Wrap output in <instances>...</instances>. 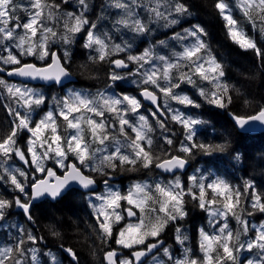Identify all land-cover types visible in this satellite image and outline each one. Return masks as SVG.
<instances>
[{
    "label": "snow or ice",
    "instance_id": "obj_1",
    "mask_svg": "<svg viewBox=\"0 0 264 264\" xmlns=\"http://www.w3.org/2000/svg\"><path fill=\"white\" fill-rule=\"evenodd\" d=\"M61 2L67 4L68 0ZM77 3L79 13L68 12L63 32L58 33L47 22L55 19L54 10L60 8V3L28 0L24 6L27 19L21 22L16 15L18 6L15 0H0V50L7 53L0 56V62L15 65L7 72L8 76L63 87L64 80L71 75L67 61L72 54L66 49L61 57L52 51L51 44L58 38L65 45H72L78 34L86 33L83 47L90 50L88 59L93 65H109L106 74L110 82L108 86L113 89L111 95L101 92L96 96L71 91L63 98L53 97V108L43 111L47 107V97L42 91L26 84H8L0 79V86L11 101L3 106L11 119L8 128L0 130V185H10L18 193L11 199L0 196V228L5 229V235L15 229L11 242L0 245V264H64L65 260L68 264H80L79 254L74 249L61 244L59 249L64 258L58 260L51 250L42 252L38 247H32L41 245L46 239L44 236L18 224L5 223L13 215L10 210L18 208L26 222L35 224L32 214L34 202L62 199L73 184L87 190L95 201H99L94 203L89 200L97 225V239L102 244L114 240L122 249L130 250L124 258L116 249L106 251L103 255L106 264H145L144 258L154 250H162L170 264H264V223L250 225L242 216L246 204H250L248 216H252L254 211L264 214V194L257 192L251 182L246 181L240 188L225 179L215 178L206 183L203 177L192 175L188 178L190 186L182 184L177 178L168 182L157 181L154 185L137 183L127 193L109 188L106 195L96 194L95 177L82 169L104 176L103 183L108 185L107 177L111 173L107 169L115 172L118 169L136 171L138 168H156L174 174L185 169L197 151L206 156L224 152L225 144L197 142L195 129L202 121L185 116L167 101H175L185 107H200L190 96L182 94L183 84L197 87L201 97L222 109L232 103V96L230 86L224 80L226 73L223 65L212 55L204 39L207 32L199 24H193L182 32L174 31L173 39L180 42L181 51H174L171 56L157 55L153 47L133 54L131 42L114 43L107 32L97 34L95 30L98 26L86 14L88 0H77ZM112 6L124 13L115 25L136 35H147L153 31L150 24L140 18L136 8L146 12L148 20L153 23L162 21L165 28L177 25L179 18L189 13L188 5L182 0H155L154 4L153 0H148L147 4L138 0H131L130 3L128 0H113ZM234 7L253 29L264 34V0H237L235 6L229 0H216L214 3V8L225 21L229 38L241 49L251 50L264 59V48L240 26ZM158 43L165 45L163 40ZM122 53L124 55L117 58ZM22 57H33L45 63L43 67L24 63ZM2 71L4 69L0 68ZM122 71L140 77V97L154 106V110L149 108L145 111L155 119L163 133L170 131L168 120L182 126L185 135L177 151L183 155L160 149L159 141L153 136L156 128L141 111L144 108L141 99L127 94L124 89L120 93L114 91L120 88L118 82L126 78ZM200 82H206L211 88L202 87ZM161 97L165 100L164 105L159 102ZM34 114L39 118H34ZM232 119L237 130L244 134L251 131L250 124L264 125V107L252 115H233ZM69 129L73 131L65 135ZM114 132L123 139H117ZM161 138L167 146L174 144L170 135ZM70 155L75 157L76 162L69 161ZM236 158L239 159V155ZM17 160L20 166L12 167L10 162ZM50 161L56 168L47 166ZM94 161L97 163L93 166ZM57 170H62V174L58 175ZM190 203L208 214L213 232L204 228L198 230L201 255L185 247L184 255L174 258L164 247L161 236L171 226L176 242L185 245L188 237L183 234L180 222L188 216L187 205ZM132 217L136 218V222H128V218ZM233 219L239 225L238 229L231 226L230 220ZM122 221L125 223L114 234V226ZM51 234L60 235L57 231Z\"/></svg>",
    "mask_w": 264,
    "mask_h": 264
},
{
    "label": "trees",
    "instance_id": "obj_2",
    "mask_svg": "<svg viewBox=\"0 0 264 264\" xmlns=\"http://www.w3.org/2000/svg\"><path fill=\"white\" fill-rule=\"evenodd\" d=\"M233 2V0H230ZM50 3H60V8L54 10L55 19L47 22L49 26H54L58 33L63 32V23L66 19V14L68 12L75 11L79 13L80 6L77 0H68L67 4L61 2V0H49ZM130 3L131 0H128ZM141 4H147L148 0H138ZM183 3L188 5L189 13L181 16L180 22L177 25L165 28L162 26V21L160 23H153L148 20V14L139 8H136V12L139 14L140 18L149 23L153 28V31L147 35H136L130 32L128 29L122 26L115 25V21L120 19L124 14L122 10L116 9L112 6L113 0H88L89 9L87 11V16L92 23H95L97 27V34L107 32L112 36L114 43H124L125 41L131 42L132 53L138 54L142 52L145 48L153 47V51L157 55H168L171 56L174 51H181L180 42L173 39V33L182 32L185 28H190L193 24H199L207 32V36L204 37L206 43L209 45L212 55L217 57L220 63H222L225 70V82L232 87L231 95L233 97L232 105L229 104L224 108V113L215 111L213 108L215 105H209L208 108L205 106L204 110H207V118L210 122H217L222 129L220 133V140L212 145L225 144L229 147L231 141L235 139V143L232 144V148L236 147L242 148L245 152V157L248 162L252 164L250 177L259 183V193L264 194V186L262 181H264V174L261 175L258 171L254 170V160L251 158V154H256L260 152L264 154V133L259 134L257 139H251L247 135L241 134L233 122L230 120L229 115H247L248 113H253L260 107H264V59L256 56L251 50H243L237 44H235L228 36L227 29L225 27V21L218 14V11L214 8V3L216 0H182ZM17 7L16 15L20 17L21 22L27 19V12L24 10V6L28 4V0H15ZM238 11V19L240 24H246V19L243 18L242 13ZM184 20V21H183ZM182 21V22H181ZM259 23V22H257ZM249 25V24H248ZM247 26V25H246ZM250 32L254 33V29L250 28ZM259 37L261 33L258 31ZM84 39V40H83ZM86 39V33H81L76 36V42L72 45H65L58 38L54 43L51 44L52 51L55 49L59 51V55L63 57L65 50L67 49L72 55L67 61V67L77 75L79 78V83L82 85V89H87L91 94H98V88H109V81L107 80L106 69L109 67L107 64H95L93 65L88 56L90 50L83 47V43ZM165 41V45H160L158 41ZM142 45L143 49L139 46ZM14 51H16L14 49ZM6 52L0 50V56ZM95 55V53H91ZM124 54H120L122 57ZM22 62H34L38 65H44L45 62L35 59L33 57H22ZM2 63V62H0ZM3 64V63H2ZM8 67H15V65H7ZM133 72L135 71V66H132ZM121 71V70H117ZM126 78L123 81L118 82L120 88H115L116 93H120L121 89L127 91V94L134 95L137 98L140 88L138 87L140 77L135 75H128L126 71L121 72ZM0 79H3L0 77ZM7 82V80L3 79ZM202 87L210 89L211 86L207 85L206 82H200ZM113 92L112 88H109ZM182 94L190 96L192 99L199 100L202 99L199 95V90L189 84H183L181 86ZM42 90V89H40ZM47 89H44L45 93ZM177 91H181L178 89ZM51 92H47L50 94ZM53 97L58 96L55 91L52 93ZM51 95V94H50ZM48 99V95H46ZM163 105L165 103L162 97ZM11 101L7 97V93L3 86H0V130H5L8 128L10 123V117L7 116L6 109L3 107L6 104H10ZM172 108L179 109L185 116H189L199 120L200 108L195 107H185L184 105L177 104L175 101H167ZM144 105V103H143ZM144 108H148L144 105ZM194 110V111H193ZM39 117L37 116L36 119ZM156 132L153 134L155 138L159 141V147L161 150L167 149L171 152V148L177 147V142L183 140L182 134H174L176 132L175 127L179 125L175 122L168 121L169 132L163 133L156 122L151 123ZM180 126V125H179ZM174 134V135H173ZM170 135L174 139V144L172 146H167L163 143L162 136ZM121 140L123 138L119 137ZM198 140L197 138H195ZM247 139V140H246ZM249 139L253 143H249ZM23 144V141H21ZM170 148V149H169ZM162 154V151L161 153ZM259 161L262 163L261 167L264 169V156L260 155ZM51 162V161H50ZM12 167H19L20 163L10 162ZM49 164V162H48ZM261 172V169L258 168ZM2 171V168H0ZM112 171V170H111ZM116 172V171H115ZM139 172V168L136 171H124L123 174H134ZM230 183V180L228 181ZM12 187L7 184L0 185V196L11 199L17 195ZM245 212L242 213L243 218L249 221L250 225L259 226L264 223V214L254 211V214L259 213V216H248L247 210L249 207L245 205ZM13 215L5 222L7 225L18 224L24 228H30L34 234L47 236L50 241L51 252L55 253L59 250L61 244L65 248L69 247L74 249L78 254L81 262L83 264H101L102 263V253L100 247V240L97 239V234L93 235L92 224L88 226L86 223V218H88L85 212V207L83 201L79 196L69 193L67 196L57 201L54 204H46L40 208H36L33 216L36 220L35 224H29L24 220L20 214L18 208H12L10 210ZM253 214V215H254ZM78 219L76 218V216ZM230 224L234 229H238L239 225L236 221L230 220ZM89 227V228H88ZM85 228V229H84ZM87 229V230H86ZM86 230V233L83 232ZM52 231L59 232V236H53ZM95 232V231H94ZM15 233V229L8 231L5 235V229L0 228V245L5 242H11V236ZM59 243V244H58ZM32 247H38L40 251L46 252L44 245H32ZM56 255V254H54ZM247 255V253H245ZM170 264V262H168Z\"/></svg>",
    "mask_w": 264,
    "mask_h": 264
},
{
    "label": "flooded vegetation",
    "instance_id": "obj_3",
    "mask_svg": "<svg viewBox=\"0 0 264 264\" xmlns=\"http://www.w3.org/2000/svg\"><path fill=\"white\" fill-rule=\"evenodd\" d=\"M253 53L256 55L255 52ZM249 143H253V141L249 139ZM178 148L179 146L177 145L176 148L172 147L171 149L170 148L169 149L171 150L172 154L178 155L179 153L177 151ZM240 150H241L240 147H236L234 149L226 147V150L224 152L213 153V155L211 156H206L202 152L197 151L196 154L189 159L187 170L182 172H176L174 174L160 173L156 168H151V169L139 168V172L134 174H126V175L124 174L123 176L125 178L134 180L135 184L146 183V184L154 185V183L157 181L168 182L179 178L182 184H186L190 186L191 182L189 181L188 178L192 175H197L198 177H203L206 183L212 179L220 178V179H229L231 181L230 184H232L234 187L242 188L246 181L251 182L254 185L255 180L249 176L252 164H250L248 162V159L245 157V152L243 155H239V159L236 158L237 156L234 157V155ZM72 159L73 160L70 162H76L75 157L72 156ZM48 165H49L48 167L56 168V165L53 162H49ZM91 173L98 180L99 187L102 186L104 188L103 181L105 180V177L94 172ZM57 174L58 175L62 174V171L57 170ZM131 187L132 186H130L129 184L123 183L124 193H127V191ZM72 193L79 196V198L83 201V205H88L89 198H91L95 203L94 197H92L88 192H82L79 189H74V191L71 192V194ZM81 193L84 194L81 195ZM49 203L51 202L38 205L36 206V208H40L41 206H44ZM123 203L124 202H122V204ZM124 206L127 205L124 204ZM187 209H188V216L185 218L184 221L180 222V226L182 228L183 234L188 237V239L185 242V245L181 246L176 242L175 231L174 228L171 226L168 229H166L165 233H163L161 236V239L164 242V247H167L169 249V251L172 253L174 258H176L177 256L182 257L184 255L185 247L192 249L196 255H201L198 248L199 239H200L198 230L200 228H204L206 231L210 233L213 232V228L210 227L208 223L209 217L207 213L200 210L198 207H193L191 203L187 205ZM85 212H87L89 215V218H86V223L88 224V226L92 224L91 227L93 228L94 231H96V222L94 220V213L92 208L89 206V211L85 209ZM128 222H136V218L135 217L128 218ZM124 223L125 222L122 221L119 225L114 226V234L118 233L119 228L122 227ZM94 231H92L93 235L95 234ZM100 247L102 253V261H103L104 253L111 249H116L118 254H120L121 258H124L125 256H128L130 254V250L122 249L120 246L114 243V240L109 241L108 243L105 244H102L100 242ZM162 255L164 256L162 250L159 252H156L154 250L151 257L155 256L156 258H158ZM164 257L165 259L167 258L166 256ZM148 259L149 258H147L146 260Z\"/></svg>",
    "mask_w": 264,
    "mask_h": 264
},
{
    "label": "rangeland",
    "instance_id": "obj_4",
    "mask_svg": "<svg viewBox=\"0 0 264 264\" xmlns=\"http://www.w3.org/2000/svg\"><path fill=\"white\" fill-rule=\"evenodd\" d=\"M155 3V0H153V4ZM236 3H237V0H236ZM240 26L244 29V31L250 36V37H252V38H254L256 41L258 40V30L257 29H254V33L253 32H250V28H252V26H251V24H249V25H247V26H244V25H242V24H240ZM139 48L140 49H143V46L142 45H140L139 46ZM12 82V84H15V85H24V84H26L28 87H32L30 84H27V83H22V82H15V81H11ZM11 84V83H10ZM37 86H35V88H36ZM38 89V88H37ZM231 90H232V87H230V95H231ZM232 96V95H231ZM52 97V96H51ZM234 101H233V97H232V103H233ZM232 103H231V105H232ZM219 140H220V138H219ZM247 140V139H246ZM235 143V139H233L232 141H231V144H229V147L230 148H232V144H234ZM22 146H23V144H22ZM260 155H263L264 156V154H262V153H260V152H257L256 154H251V158L254 160V164H253V166H254V170L255 171H258L261 175H263L264 174V169H262V167H261V162L259 161V158H260ZM47 166H49V165H47ZM258 168H260L261 169V172L258 170ZM249 180H251V179H249ZM262 184H263V186H264V181H262ZM76 216V215H75ZM76 218L78 219V217L76 216ZM85 229V228H84ZM87 230V229H86ZM86 230H83V232L84 233H86ZM176 258H181V257H179V256H177ZM161 259H165V257L162 255V256H160L159 258H155V260L153 259V258H149L148 260H146L145 261V264H158V262L159 261H161Z\"/></svg>",
    "mask_w": 264,
    "mask_h": 264
},
{
    "label": "water",
    "instance_id": "obj_5",
    "mask_svg": "<svg viewBox=\"0 0 264 264\" xmlns=\"http://www.w3.org/2000/svg\"><path fill=\"white\" fill-rule=\"evenodd\" d=\"M9 71H10V70H9ZM4 72L7 73L8 70L4 69ZM9 77H11V78H16V79H21V80H23V81H28V82L39 83V84H43V85H50V84H48V83H46V82H44V81H40V80H35V81H33V80L26 79V78L19 77V76H9ZM76 80H77V77L71 74L69 78H66V79L64 80L63 84H65V82L67 83V82H72V81H76ZM146 102L150 104V102H148V101H146ZM248 127L251 129V131H254V130H261V129H263V128H264V125H262V124H260V123H254V124H250ZM96 186H97V184L95 185V187H96ZM72 187H78V186L75 185V184H73V185L71 186V188H72ZM38 201H40V200H37V201H35V202H38ZM144 259H145V258H144Z\"/></svg>",
    "mask_w": 264,
    "mask_h": 264
},
{
    "label": "bare ground",
    "instance_id": "obj_6",
    "mask_svg": "<svg viewBox=\"0 0 264 264\" xmlns=\"http://www.w3.org/2000/svg\"><path fill=\"white\" fill-rule=\"evenodd\" d=\"M184 21V20H183ZM182 22V21H181ZM80 35V34H79ZM84 40V39H83ZM162 98V97H161ZM163 103V102H162ZM165 104V103H164ZM145 105V104H144ZM171 105V104H170ZM171 107H173V106H171Z\"/></svg>",
    "mask_w": 264,
    "mask_h": 264
}]
</instances>
